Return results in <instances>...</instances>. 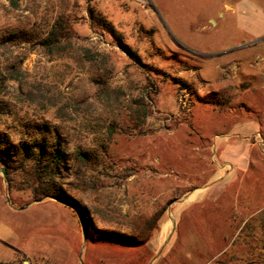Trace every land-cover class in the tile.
Here are the masks:
<instances>
[{"label": "rangeland", "instance_id": "obj_1", "mask_svg": "<svg viewBox=\"0 0 264 264\" xmlns=\"http://www.w3.org/2000/svg\"><path fill=\"white\" fill-rule=\"evenodd\" d=\"M239 5L249 10L242 21ZM95 14L140 64L101 31ZM59 17L70 29L61 55L34 40L0 46V96L13 106L0 127L14 140L26 133L19 120L48 122L69 153L99 152L63 185L99 228L166 225L155 245L87 243L77 211L52 199L32 203L29 191L8 187L0 172V264H216L224 251L245 252L232 240L245 222L264 216V36H252L264 32V0H0V36H43ZM80 48L96 61L77 60ZM9 64L18 66V81L6 79ZM247 78L250 87L237 91ZM142 92L151 112L146 133L137 135L112 102L126 105ZM111 103L121 113L118 133L102 152L97 136ZM239 141L250 145L244 163L234 157Z\"/></svg>", "mask_w": 264, "mask_h": 264}, {"label": "trees", "instance_id": "obj_2", "mask_svg": "<svg viewBox=\"0 0 264 264\" xmlns=\"http://www.w3.org/2000/svg\"><path fill=\"white\" fill-rule=\"evenodd\" d=\"M94 18L101 31L111 34L122 51L140 64L138 56L122 42L114 28L101 16L95 14ZM69 36L70 29L67 22L59 17L50 25L49 30L43 36L22 30L9 31L0 36V46L6 44L25 45L34 40L48 55H61L66 51L65 41H68ZM76 58L79 61L95 62L98 56L91 53L87 48H80ZM98 63L97 71L102 74L107 72L106 61L102 58ZM4 73L7 76L6 79L11 81H18L22 76L18 66L13 64L6 66ZM251 82L252 80L247 78L235 88L237 91L248 89ZM2 84L3 81L0 82V85ZM1 93L3 92L0 89ZM195 98L200 101L197 94H195ZM15 99L21 102L18 97ZM114 101L112 103L124 111L130 132L144 135L146 132L142 128L145 118L151 112L150 103H148L151 101L150 95L142 92L126 105H122L118 97H115ZM112 103L109 106L111 109L110 121L107 122L104 131L97 136V149L102 152L106 150L113 136L118 133V118L121 113L112 106ZM245 106L244 103L237 104V108L243 109ZM9 108H13V106L4 101L3 96H0V121L5 112L9 111ZM19 124H22L24 129L22 133H26L14 140L7 131L0 127V167L4 169L8 187L29 191L32 201L52 199L55 201L54 203L60 204L71 212L77 211L85 228L84 236L87 243L116 244L127 248H141L154 238L158 233L159 223L153 225L151 220L144 224L146 228L138 229L137 232H135V228L129 233L99 228L92 218L90 209L82 206L78 200L71 196L69 190L63 188L64 180L69 173L77 176L96 163L95 160L99 153L97 150L88 151L79 147L69 153L57 126L48 122L33 120L24 122L19 120ZM235 241H240L246 246V251L240 253L239 256H236L231 250L224 251L216 264H264V216L260 217L257 225L245 222L232 240V244Z\"/></svg>", "mask_w": 264, "mask_h": 264}, {"label": "crops", "instance_id": "obj_3", "mask_svg": "<svg viewBox=\"0 0 264 264\" xmlns=\"http://www.w3.org/2000/svg\"><path fill=\"white\" fill-rule=\"evenodd\" d=\"M248 2V1H247ZM250 5H251V7L255 10V8L257 9V5L256 4H253V3H250V2H248ZM237 9H238V13L240 12L242 15H239V20L240 21H242L243 19H242V17H244L245 18V16H243V15H247V13L249 12V10H244V8H243V6H238L237 7ZM260 9V8H259ZM234 11V10H233ZM234 12H236V11H234ZM246 19V18H245ZM254 35V36H253ZM252 36L254 37V38H260V37H262V36H264V32H261V34H258V33H256V34H252ZM243 136L244 137H247V135H244V133H243ZM239 140V139H238ZM234 145V157L236 158V162L237 163H244V161H242V160H245V159H243V157H245L246 155L248 156V147H250V145L249 144H247L246 142H238V144L236 143V144H233ZM165 221H162L160 224H159V230H158V233L154 236V238L151 240V242L153 243V245H155V243H159V241L157 240V238H159V237H162L163 236V228L165 227ZM162 228V229H161ZM165 231V230H164Z\"/></svg>", "mask_w": 264, "mask_h": 264}, {"label": "water", "instance_id": "obj_4", "mask_svg": "<svg viewBox=\"0 0 264 264\" xmlns=\"http://www.w3.org/2000/svg\"><path fill=\"white\" fill-rule=\"evenodd\" d=\"M1 174L3 177H5V173H4V169H1L0 170ZM41 200H36V201H33L32 203H38L40 202ZM85 240L84 236H83V241ZM80 264H83L81 261H80Z\"/></svg>", "mask_w": 264, "mask_h": 264}]
</instances>
